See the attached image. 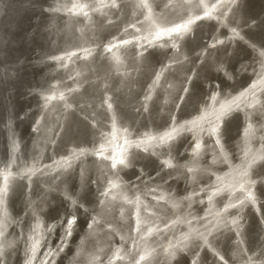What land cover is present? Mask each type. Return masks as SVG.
Returning <instances> with one entry per match:
<instances>
[{"label": "bare ground", "instance_id": "obj_1", "mask_svg": "<svg viewBox=\"0 0 264 264\" xmlns=\"http://www.w3.org/2000/svg\"><path fill=\"white\" fill-rule=\"evenodd\" d=\"M0 264H264V0H0Z\"/></svg>", "mask_w": 264, "mask_h": 264}, {"label": "rangeland", "instance_id": "obj_2", "mask_svg": "<svg viewBox=\"0 0 264 264\" xmlns=\"http://www.w3.org/2000/svg\"><path fill=\"white\" fill-rule=\"evenodd\" d=\"M17 74H19V72L17 73ZM215 122V121H214ZM115 149H118V147H116ZM119 162V161H118ZM117 164V163H116ZM151 171V170H150ZM150 173V172H149ZM218 198V196L216 197V199ZM71 224H72V222H70ZM71 224H69V225H71Z\"/></svg>", "mask_w": 264, "mask_h": 264}]
</instances>
